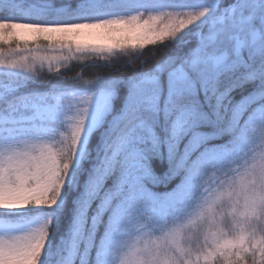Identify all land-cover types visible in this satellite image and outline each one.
<instances>
[{
	"label": "snow or ice",
	"instance_id": "1",
	"mask_svg": "<svg viewBox=\"0 0 264 264\" xmlns=\"http://www.w3.org/2000/svg\"><path fill=\"white\" fill-rule=\"evenodd\" d=\"M0 264H264V0H0Z\"/></svg>",
	"mask_w": 264,
	"mask_h": 264
},
{
	"label": "trees",
	"instance_id": "2",
	"mask_svg": "<svg viewBox=\"0 0 264 264\" xmlns=\"http://www.w3.org/2000/svg\"><path fill=\"white\" fill-rule=\"evenodd\" d=\"M141 59H148V56L146 55V56H144V57H141ZM139 60L138 61H136V63L137 64H139ZM124 63V61H119L118 62V64H116V65H114V68L115 67H119V65L120 64H123ZM81 71V69L79 68V67H77V68H75L74 70H73V72H70V73H67L66 75H69V76H71V75H74L76 72H80ZM92 72V73H95L96 71H98L97 69H89V70H86L85 71V78H89V76H88V72ZM128 71H131V69L130 68H127V69H125V68H120V72L118 73V74H127V72Z\"/></svg>",
	"mask_w": 264,
	"mask_h": 264
}]
</instances>
